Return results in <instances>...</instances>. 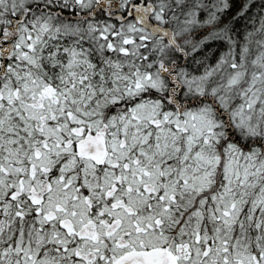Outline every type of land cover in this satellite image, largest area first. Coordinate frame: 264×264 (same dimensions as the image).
I'll return each mask as SVG.
<instances>
[{
	"label": "snow or ice",
	"instance_id": "snow-or-ice-1",
	"mask_svg": "<svg viewBox=\"0 0 264 264\" xmlns=\"http://www.w3.org/2000/svg\"><path fill=\"white\" fill-rule=\"evenodd\" d=\"M0 264H264V0H0Z\"/></svg>",
	"mask_w": 264,
	"mask_h": 264
}]
</instances>
